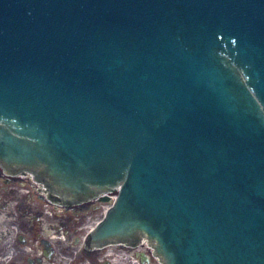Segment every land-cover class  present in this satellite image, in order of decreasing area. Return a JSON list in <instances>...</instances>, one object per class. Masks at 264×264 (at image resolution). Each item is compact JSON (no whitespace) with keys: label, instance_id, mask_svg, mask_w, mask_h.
Here are the masks:
<instances>
[{"label":"water","instance_id":"1","mask_svg":"<svg viewBox=\"0 0 264 264\" xmlns=\"http://www.w3.org/2000/svg\"><path fill=\"white\" fill-rule=\"evenodd\" d=\"M0 167L119 189L87 251L264 264V0H0Z\"/></svg>","mask_w":264,"mask_h":264},{"label":"rangeland","instance_id":"2","mask_svg":"<svg viewBox=\"0 0 264 264\" xmlns=\"http://www.w3.org/2000/svg\"><path fill=\"white\" fill-rule=\"evenodd\" d=\"M8 191L7 225L9 233L7 240L13 247L14 244L17 246L20 243L16 238L18 233L22 232L24 238L14 254L18 252L29 259L39 257L44 264L52 262H64V264H73L74 262L77 264H162L154 256V250L147 242L143 246L140 244L136 247L109 245L103 249L88 251L87 254L83 252L88 232L103 219L106 209L112 206L115 194L102 195L109 197L110 201H103L100 197L87 205L75 206L70 209L57 205L56 210L51 212L48 211V207L44 206L46 202L43 199L42 191L37 193L29 180L20 184L13 178L9 183ZM11 192L14 194H10ZM35 205H40V209L42 206L44 217H40L34 211ZM65 219L69 221L68 224L65 223ZM37 235L40 239L47 240L50 247L45 248L40 241L37 242ZM25 239L32 240L26 244Z\"/></svg>","mask_w":264,"mask_h":264},{"label":"flooded vegetation","instance_id":"3","mask_svg":"<svg viewBox=\"0 0 264 264\" xmlns=\"http://www.w3.org/2000/svg\"><path fill=\"white\" fill-rule=\"evenodd\" d=\"M16 179L17 182H19L20 184L22 182H24L25 180H29L30 184H32V188L36 189V192H40L42 191V195H43V199H45V207H48V211L50 210L51 212H54L56 210V206L58 205L61 208H67L70 209L71 207L65 206L62 202H58L56 201L55 196L47 189V187H40L39 184L40 182L33 177L31 174L29 173H22L19 174L15 177H9L7 176V174L4 172V170L2 169V167H0V264H44L43 262H41V260L39 259V257L34 258V259H29V257L27 258V256L24 255H20L18 254V252H16V254H14L15 250L18 249V247H20V243H22L23 241V234L18 233L16 238L18 239L19 244L17 246L12 247V244H10L8 242V233H9V229H8V189H9V183L11 180ZM32 178H34L35 180H33ZM23 185V184H22ZM42 189V190H40ZM10 194H14V192H11ZM34 211L36 213H38V215H40V217H44V209L42 210V206L40 209V205H35L34 206ZM52 219L54 218L53 213H52ZM38 220V224H40L39 219ZM65 223H69V221L67 219L64 220ZM20 226L18 225V228ZM38 227V226H37ZM86 239V238H85ZM32 239H25L26 244L31 241ZM37 242H41V245L43 247H50V244L47 240L45 239H40V237L37 235ZM52 240V239H51ZM41 246V247H42ZM38 247V246H37ZM123 247H127V246H123ZM83 252L85 254H87V250L85 249V246L83 248ZM10 251V253H9ZM90 252V251H89ZM51 264H64V262H52ZM73 264H77L76 262H74Z\"/></svg>","mask_w":264,"mask_h":264},{"label":"bare ground","instance_id":"4","mask_svg":"<svg viewBox=\"0 0 264 264\" xmlns=\"http://www.w3.org/2000/svg\"><path fill=\"white\" fill-rule=\"evenodd\" d=\"M31 175H32V174H31ZM32 176H33V175H32ZM33 177H34V176H33ZM39 186H40V187H43L42 184H39ZM40 190H42V189H40ZM146 242L148 243L147 239H146V238H143L142 241H141V243H140V246L146 245ZM110 246H114V245H110ZM116 246H119V244L116 245ZM120 246H126V245H120Z\"/></svg>","mask_w":264,"mask_h":264},{"label":"built area","instance_id":"5","mask_svg":"<svg viewBox=\"0 0 264 264\" xmlns=\"http://www.w3.org/2000/svg\"><path fill=\"white\" fill-rule=\"evenodd\" d=\"M107 209H108V208H107ZM107 209H106V210H107Z\"/></svg>","mask_w":264,"mask_h":264}]
</instances>
